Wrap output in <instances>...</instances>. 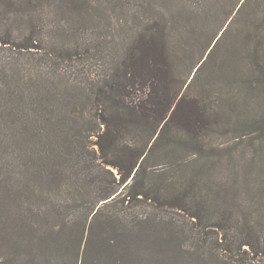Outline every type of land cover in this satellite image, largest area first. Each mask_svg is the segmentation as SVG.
<instances>
[{
  "label": "trees",
  "instance_id": "obj_1",
  "mask_svg": "<svg viewBox=\"0 0 264 264\" xmlns=\"http://www.w3.org/2000/svg\"><path fill=\"white\" fill-rule=\"evenodd\" d=\"M225 1L149 0L158 18L148 29L98 72L87 65L85 80L73 83L65 67L90 57V49L34 46L31 34L20 38L10 30L14 2L0 0V174L20 159L25 181L8 197L18 202L13 218L36 240L28 246L37 264H126L131 239L151 223L161 231L162 239L155 238L162 248L184 246L201 260L211 254L226 264H264V204L241 201L238 180L253 179L239 174L236 154L242 142L264 135V110L249 122L239 108L243 93L264 109V0H237L226 16L215 13L218 21L232 16L213 49L234 18L244 17L250 28L244 52L226 67L230 72L241 60L227 103H215L204 84L195 88L213 49L191 66L187 83L176 75L181 59L170 49L169 22L178 23L182 7H226ZM190 20L191 14L184 21ZM34 209L61 225L40 234L29 225Z\"/></svg>",
  "mask_w": 264,
  "mask_h": 264
},
{
  "label": "rangeland",
  "instance_id": "obj_2",
  "mask_svg": "<svg viewBox=\"0 0 264 264\" xmlns=\"http://www.w3.org/2000/svg\"><path fill=\"white\" fill-rule=\"evenodd\" d=\"M8 1L14 2L13 8L16 11L11 18L9 27L12 33L20 35V38L31 34L33 40H35L34 46H39L47 51H50L53 47L71 48L80 53L84 52L85 49H90V57H85L77 62H70L65 67L68 75L70 74V78L66 74L67 80L73 83L85 80L87 65L90 71L98 72L102 66L105 67L111 63L109 55L126 50L135 40L136 33L138 34L140 30L143 32L147 30L152 21L158 18L154 14L153 6L149 5V0ZM30 2H32L31 6H27L26 4L30 5ZM225 3L226 7L214 8L205 3L202 8L186 5L182 7L180 12L176 8L173 9L178 12L176 13L177 16L174 15L181 19V23L178 18H176L178 23L176 21L169 22L171 29H167L171 35L170 49L176 50V58L181 59L177 62L175 73L181 80H185V83L191 80L194 73L191 66L196 65L199 61L202 62L208 56L209 50L213 49L223 32L221 27L223 25L225 28L227 27L228 18L230 19L232 15L226 18L225 11L230 12L231 9H237V0H227ZM164 7H167V5H164ZM170 8L168 5V9ZM218 11H223L225 14L220 21L215 16ZM190 14L191 20L184 21ZM162 22L166 23L167 19H163ZM0 29H3V27L1 26ZM249 29V26L244 22V17L234 18L226 32L219 39L215 49L209 55L208 63L197 77L195 88L197 86L203 87L204 84L209 89L211 98L214 99L215 103H227L233 95L232 92L236 89L233 84L238 79L240 67L242 66L241 60L238 58L235 64L236 67L234 66L235 69L233 67L230 72L226 67L231 65L237 51L244 52V45L247 43L243 41V36L249 33ZM95 50L98 51L95 52ZM39 55L41 54L34 56L35 61L39 58ZM184 57L189 58V62H184ZM36 62L38 63L37 71H43L45 61L38 59ZM230 73H234V79ZM240 98L242 101L239 108L243 120L248 119L251 122L263 112L264 109L261 108L260 104L254 102L256 101L254 96L248 94V98H245L242 93ZM223 104L221 105L223 106ZM233 127L234 125H231V128ZM251 137L254 138L253 144L249 141L242 142L236 154L239 158L237 164L239 174L250 173L253 180L248 185L238 180L237 185L242 192L241 201L249 204L250 201L258 200L264 204V186L260 185V181L264 182V135L261 136L257 133ZM211 139L216 142L221 141L215 136H212ZM222 141H224L222 143H225V146L232 144L230 139ZM252 157L257 159L254 165L250 164ZM19 163L20 159L16 158L13 163V171L6 173L5 177L0 174V264H37L34 255H31L34 249L30 250L31 248L28 246L29 239H34L32 231L27 230L25 232L23 226L26 227V224L24 221L13 218L16 214L13 202H18L14 199L16 197L10 195L14 194L12 191L18 188L19 183L25 181V176L20 173ZM231 168L229 166V169ZM3 179L7 182L9 190L1 187ZM251 188H254V190L250 191ZM255 189L262 194L258 195ZM8 193H10L9 197ZM145 211H147V208L138 209L140 213ZM20 212H24L25 215L29 214L27 210ZM37 213L38 210L34 209L29 225L35 227L40 234L44 235L51 225H55L56 228L61 225L60 221L52 217L53 222H47L45 217L38 216ZM163 217L165 219V214ZM172 217L175 216L172 215ZM160 226H164V222ZM160 233L161 231L157 227H153L151 223V225L144 228V231L134 235L123 258L125 263L226 264L211 254H204L202 257L205 258L201 260V256L190 255L184 246L177 247L170 244L162 248L159 245L165 244L155 238L160 237ZM34 241L36 240L34 239ZM37 253L39 255V252ZM44 257L46 258V256Z\"/></svg>",
  "mask_w": 264,
  "mask_h": 264
}]
</instances>
